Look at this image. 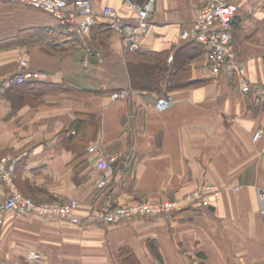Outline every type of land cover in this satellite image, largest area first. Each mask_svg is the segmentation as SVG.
<instances>
[{
  "label": "crops",
  "instance_id": "0c3cea01",
  "mask_svg": "<svg viewBox=\"0 0 264 264\" xmlns=\"http://www.w3.org/2000/svg\"><path fill=\"white\" fill-rule=\"evenodd\" d=\"M154 1L148 32L128 52L108 19L98 17L83 34L0 0V157L13 159L17 188L36 202L76 199L81 215L182 200L178 211L112 224L8 213L0 264L264 263V0H234L232 57L219 73L209 68L206 45L179 37L208 0ZM91 2L95 11L109 5L132 16L125 0ZM238 66L249 91L240 88ZM10 73L25 74L23 83L6 86ZM132 79L157 90L134 88ZM121 89L129 96L113 100ZM164 96L171 106L156 111ZM101 154L117 158L98 188L89 171ZM206 185L218 190L207 206L183 200ZM6 194L0 180V203ZM31 251L40 259L28 260Z\"/></svg>",
  "mask_w": 264,
  "mask_h": 264
},
{
  "label": "built area",
  "instance_id": "2783aa9c",
  "mask_svg": "<svg viewBox=\"0 0 264 264\" xmlns=\"http://www.w3.org/2000/svg\"><path fill=\"white\" fill-rule=\"evenodd\" d=\"M23 3L31 8L48 13L61 23L68 25L79 33H87L96 23L97 18L108 19L111 26L119 34L125 51H136L140 46V40L148 32L154 13V0H146L143 3L125 0V4L132 10V16H122L119 11L109 5H103L99 11H95L91 0H9ZM235 16L234 0H208L198 11L190 28L182 29L179 37L192 39L206 45L209 49V68L213 73H219L228 66V60L232 57L230 42L232 39V21ZM88 56H85L83 65L88 64ZM26 61L20 60L19 65L24 66ZM240 88L242 91L251 89L246 80L245 71L238 66ZM25 74H7L4 84L23 83ZM130 92L121 89L111 94V98H127ZM172 101L169 96L160 97L154 105L156 111L169 108ZM263 134L261 129L256 130L252 138L258 140ZM90 153L96 152V147L91 144L87 147ZM117 156L98 155L89 174L96 187H104L112 174L113 162ZM14 161L8 156L0 157V180L7 188V194L0 203V227L4 216L8 213L15 215H36L47 219H63L73 224H82L87 221L101 222L104 224L118 223L131 218L151 217L165 215L182 208L179 199L160 198L157 200H141L109 207L107 205L91 208L81 215L78 211L79 203L76 199H70L66 203L57 201L36 202L24 195L13 180ZM218 190L210 185L195 189L187 194L183 200L199 202L201 206H207L211 197H217ZM260 202L259 213L264 216V188L258 189ZM28 260L40 259V253L31 251L27 254ZM264 264V263H262Z\"/></svg>",
  "mask_w": 264,
  "mask_h": 264
},
{
  "label": "trees",
  "instance_id": "16d2710c",
  "mask_svg": "<svg viewBox=\"0 0 264 264\" xmlns=\"http://www.w3.org/2000/svg\"><path fill=\"white\" fill-rule=\"evenodd\" d=\"M128 52H134V51H128ZM163 61H161V63L159 65H157V66L161 68V66L163 65ZM149 80H151V82L153 83L157 79H149ZM141 82L142 81H140V79H138V80L132 79V87H134V88H143V87H146V85H147L148 82L147 83L145 81L143 83H141ZM150 87L156 88L155 86H148L146 88H150ZM156 90H157V88H156Z\"/></svg>",
  "mask_w": 264,
  "mask_h": 264
},
{
  "label": "bare ground",
  "instance_id": "6f19581e",
  "mask_svg": "<svg viewBox=\"0 0 264 264\" xmlns=\"http://www.w3.org/2000/svg\"><path fill=\"white\" fill-rule=\"evenodd\" d=\"M151 24V23H150Z\"/></svg>",
  "mask_w": 264,
  "mask_h": 264
}]
</instances>
